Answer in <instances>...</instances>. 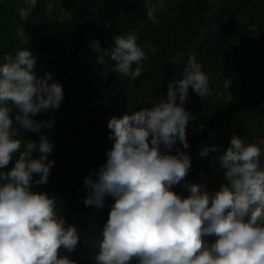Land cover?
<instances>
[{
	"label": "clouds",
	"instance_id": "1",
	"mask_svg": "<svg viewBox=\"0 0 264 264\" xmlns=\"http://www.w3.org/2000/svg\"><path fill=\"white\" fill-rule=\"evenodd\" d=\"M24 2L19 17L28 21L37 0ZM158 4L146 0V15L154 24L160 22L157 11H165L163 0ZM16 37L22 45L30 43L25 28H17ZM113 40L114 47L108 50L93 42V50L101 53L99 61L104 63V57L110 56L116 62L114 73L140 77V62L148 57L136 34L116 35ZM183 59L178 53L172 63L178 65ZM3 61L0 169L19 155L10 171H0V264H77L59 256L61 247L68 252L76 249L77 228L66 226L57 214L55 197L32 187L48 183L55 164L49 161L53 142L41 135L37 148L34 140L16 138L18 129L13 127L15 122L24 131L51 129L53 121L33 117L61 107L62 85L49 83L51 73L37 78L36 58L26 47L18 48L15 56L6 54ZM133 64L140 66L133 70ZM190 87L202 99L211 95L209 77L194 53L189 54L182 78L169 81L167 98L161 96L150 109L114 116L108 122L113 146L96 173L98 179L89 176L84 181L89 192L86 206L102 208L106 196L115 198L99 252L93 256L95 264H130L134 259L137 264H264V163L258 144L231 137L230 146L218 157L225 181L218 191L187 181L183 187L188 196L172 190L191 167V156L177 146L178 141L184 149L190 146L186 128L195 117L183 106ZM173 149L176 154H171ZM37 150L40 155L34 159ZM218 151L216 145H204L199 154L205 157ZM34 175L39 178L34 180ZM205 236H214L215 241L208 243Z\"/></svg>",
	"mask_w": 264,
	"mask_h": 264
},
{
	"label": "trees",
	"instance_id": "2",
	"mask_svg": "<svg viewBox=\"0 0 264 264\" xmlns=\"http://www.w3.org/2000/svg\"><path fill=\"white\" fill-rule=\"evenodd\" d=\"M150 2L158 4V0ZM145 5L146 0H37L28 21H22L19 8L25 6L24 0H0V64L6 54L15 56L18 48L26 47L36 58L33 72L37 78L51 73L49 83L58 82L63 88L58 111L50 109L33 117L53 121L51 129L24 131L15 122L13 127L18 129L16 138L34 140L37 148L41 135L53 142L49 161L55 164L48 183L32 187L55 197L57 214L66 226L77 228L76 249L59 250L61 258L77 264H95L93 256L99 252L115 203L112 196L105 197L102 208L84 203L89 195L85 178L98 179L96 173L114 143L109 139L108 122L114 116L150 109L161 96L167 98L169 81L182 78L190 53L209 77L211 95L202 99L189 88L183 106L195 117L186 128L190 146L184 149L179 141L177 146L191 156V167L172 190L188 196L183 187L187 181L205 183L209 192L218 191L225 183H218V175L214 176L222 169L218 157L230 146L233 135L258 144L264 163V0H163L165 11L156 13L159 24L147 18ZM21 27L30 38L27 45L16 37ZM129 32L136 34L138 46L148 57L140 62L143 71L135 79L114 73L116 62L105 56L101 63V53L92 47L99 41L101 49H111L114 36ZM153 47L155 53L150 50ZM178 53L184 59L175 65L172 61ZM140 65L133 64V70ZM204 145H216L219 151L200 157ZM171 154H176L175 149ZM18 155L0 171H10ZM39 155L34 151L32 158ZM38 178L34 175V180ZM204 240L212 243L215 237Z\"/></svg>",
	"mask_w": 264,
	"mask_h": 264
},
{
	"label": "rangeland",
	"instance_id": "3",
	"mask_svg": "<svg viewBox=\"0 0 264 264\" xmlns=\"http://www.w3.org/2000/svg\"><path fill=\"white\" fill-rule=\"evenodd\" d=\"M59 110V109H58ZM58 110H53V111H58ZM58 117V116H57ZM55 118L56 119V121H59V118ZM220 164V163H219ZM215 175H218V179H216L217 180V182L218 183H222L223 181H224V179H223V175H224V169H221L220 170V172L219 173H214V176ZM215 182V181H214ZM214 188H215V186H213Z\"/></svg>",
	"mask_w": 264,
	"mask_h": 264
}]
</instances>
